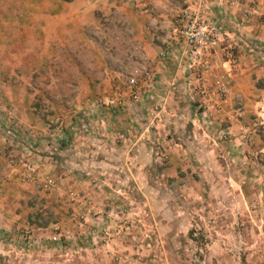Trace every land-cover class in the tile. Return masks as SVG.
<instances>
[{
    "label": "crops",
    "instance_id": "obj_1",
    "mask_svg": "<svg viewBox=\"0 0 264 264\" xmlns=\"http://www.w3.org/2000/svg\"><path fill=\"white\" fill-rule=\"evenodd\" d=\"M181 1L33 0L31 3V0H17L9 5L5 17L12 26L9 31H0V55L17 59L30 53L45 56L80 52L83 44L94 38V29L102 21L103 52L110 57L115 53L119 61L112 63L107 59L91 68L77 67V71H86L81 72V79L75 75L70 81H58V85L70 87V91L57 93L69 91L70 95L46 96V87L33 93L30 81L5 77L13 76L14 72L18 76V67L9 69L10 65L0 60V78L5 75L0 79V230L14 229L21 223L18 220L28 219V225L34 224L37 200L42 197L56 200L65 188L40 193L34 184L20 183L6 162L12 143L11 135H7L12 119L16 121L14 124H23L24 129L31 128L39 134L46 130L37 122L47 116L41 108L46 106L41 98L52 105L51 108L47 105L50 108L47 111L53 118L61 116L62 104H74L73 109H68L69 133L63 136L69 143V162L60 163L69 168L70 176L66 180L77 183L92 200L89 214L93 220L101 218L98 210L104 206L105 199L118 194L128 199H151L154 209L151 214L157 215V222L158 212H163L165 206L183 217L188 213L192 196L203 201L205 215L215 211L235 216L248 214L249 166H243L249 161L247 132L252 124L264 123V0H210L222 32L212 61L227 85V102L215 124L208 123L210 118L202 109L194 108V104L193 108H185L191 102L187 86L193 75L185 58L184 42L176 35L169 44L163 42L172 34L173 13ZM31 4L36 7L33 13L36 19L31 18ZM31 24L35 29H31ZM82 35L85 40L79 49L74 39L83 41ZM31 39L37 41V50L29 47ZM228 42L235 44L237 63L234 66L222 49ZM18 43L20 48L15 45ZM112 44L117 47L109 48ZM137 46L153 62L161 81L144 104L133 102L120 80L121 74L132 72L142 63L135 50ZM163 46L168 47V55L160 58L157 54ZM51 63L40 59L36 70L61 67L55 61L54 65ZM95 71L99 74H94ZM118 91L123 92L127 109L99 110L93 106L98 96L106 98ZM201 99L206 105L215 103L214 98ZM160 102L164 105L172 138L166 144L168 160L155 156L152 146L140 139L142 134H156V129L148 124L146 108ZM223 131L228 132V137L220 140ZM256 139L258 148L264 150V137ZM88 181L101 183L102 187L98 190ZM245 181L247 185L242 184ZM132 209L134 214L142 210L137 206ZM48 212L52 213L51 208Z\"/></svg>",
    "mask_w": 264,
    "mask_h": 264
},
{
    "label": "rangeland",
    "instance_id": "obj_2",
    "mask_svg": "<svg viewBox=\"0 0 264 264\" xmlns=\"http://www.w3.org/2000/svg\"><path fill=\"white\" fill-rule=\"evenodd\" d=\"M16 1L0 0V31L10 30L11 21L5 16L9 5L15 4ZM35 8L31 4V18ZM102 24L101 21L94 29V38H89L87 45L83 44L85 40L83 35V41L74 39L79 49L83 44L80 52L45 56L30 53L23 54L17 59L7 54L0 55L3 64L10 65L9 69L18 67L19 71V77L15 72L13 76H3L30 81L33 93L40 91L41 87H46V96L54 93L60 95L61 92L57 93L58 90L70 91V87L58 85V81H70L75 75L81 79L83 75L81 72L85 74L86 71H77V67L91 68L107 59L112 63L119 61L115 53L110 57L107 52H103L104 45L100 32ZM81 25L85 26L82 23ZM31 29H35V25L31 24ZM19 44L15 45L19 47ZM29 47L37 50V41L31 39ZM108 47L116 48L117 45L112 44ZM40 59L52 62L51 65L55 61L61 67L57 70L53 68L36 70ZM10 62L12 63L9 64ZM236 63L237 61L230 65L234 66ZM29 69V74L26 75ZM94 74L99 72L95 71ZM126 74L120 76L125 87ZM3 76L0 79L5 78ZM191 80L193 81V78ZM190 87L189 83L187 90L191 102L185 108H193L194 104V108L201 111L202 101L199 97L191 98ZM69 91L61 94L70 95ZM42 99L40 100L46 106L41 105V108L45 110L47 116L37 119V122L45 126L46 130L39 134L31 128L24 129L23 124H14L16 121L12 119L7 131V135L10 134L12 137L9 139L12 143L6 155V162L14 169L13 174L20 183L34 184L40 193L49 194L54 193L56 189L57 191L63 189L64 186L65 188L60 190L61 194L57 195L56 200L53 197L48 199L42 197L37 200L34 206V213L37 212L34 224L28 225L26 222L28 219L24 222L18 220L21 223L14 229L0 230V264H264V150L258 148L256 144L257 136L264 137L263 122L251 125L248 135L249 163H243L244 167L249 166L248 214L235 216L224 212L216 214L215 211L212 215H205L201 207L203 201H198L192 196L188 213L183 217L181 214L176 215L171 207L165 206L163 212H158L157 222L155 219L157 215L151 214L154 212L151 199L145 197L128 199L118 194V197L109 196L105 199V207L98 210L101 218L93 220L89 214L92 200L86 193L84 194L77 183L66 180L70 176L69 168L60 163L69 162L67 153L69 143L63 136L69 133L71 118L68 109H73L74 104L72 102L62 104L61 116L53 118L52 113L47 111L52 105ZM48 104L50 108L47 107ZM168 139H172L171 134ZM169 158L170 155L161 159ZM19 159H23L27 165L21 164ZM28 172L34 174V180L28 181L24 178ZM49 176L55 179V184L47 188L45 181ZM88 182L98 190L99 186L102 187L101 183ZM242 184L247 185L248 182ZM72 191H76L78 196L73 198L70 195ZM256 191L259 193H253ZM135 206L142 208L140 214H134L132 208ZM216 206L219 204L216 203ZM50 208L51 214L48 212ZM98 221L100 222L97 223ZM47 222L51 223L47 225Z\"/></svg>",
    "mask_w": 264,
    "mask_h": 264
},
{
    "label": "built area",
    "instance_id": "obj_3",
    "mask_svg": "<svg viewBox=\"0 0 264 264\" xmlns=\"http://www.w3.org/2000/svg\"><path fill=\"white\" fill-rule=\"evenodd\" d=\"M212 11L210 0H182V5L176 8L173 13L171 21L172 34L167 35L163 42L169 44L174 35L180 37L184 42L185 58L193 75V81L190 83L191 98H200L202 110L210 118L207 119L208 123L215 124V121H219L216 117L219 116L223 105L227 102V85L223 76L217 74L212 61L214 49L219 45L222 33ZM222 49L229 62L231 64L235 63V44L228 42L224 44ZM135 50L142 63L125 75L124 83L129 90V98L133 102L144 104L147 97L152 94L161 81L159 73L154 68L150 58L146 56V52L140 49L139 46ZM157 55L160 58L166 57L168 47L163 46ZM172 89H176V86L172 85ZM202 97L214 98L215 103L206 105L201 99ZM93 106L99 110L106 107L127 109L123 101L122 91L106 98L95 99ZM163 106L160 102L146 108L148 124L154 130L156 129V134L154 136L142 134L140 139L146 140L152 146L156 155L161 158H168L169 153L166 150V144L171 133L167 128L169 121ZM239 112L241 113V111ZM247 133L249 134V131ZM221 137L227 138L228 132L223 131ZM19 162L27 165L23 159H19ZM24 178L28 181L34 180V174L28 172L24 175ZM54 184L55 179L50 176L46 178L45 187L49 188ZM70 195L75 198L78 193L72 191Z\"/></svg>",
    "mask_w": 264,
    "mask_h": 264
},
{
    "label": "trees",
    "instance_id": "obj_4",
    "mask_svg": "<svg viewBox=\"0 0 264 264\" xmlns=\"http://www.w3.org/2000/svg\"><path fill=\"white\" fill-rule=\"evenodd\" d=\"M65 1H71V0H65Z\"/></svg>",
    "mask_w": 264,
    "mask_h": 264
}]
</instances>
